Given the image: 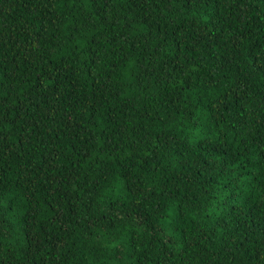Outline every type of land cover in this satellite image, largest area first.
<instances>
[{"label": "trees", "instance_id": "obj_1", "mask_svg": "<svg viewBox=\"0 0 264 264\" xmlns=\"http://www.w3.org/2000/svg\"><path fill=\"white\" fill-rule=\"evenodd\" d=\"M0 264H264V0H0Z\"/></svg>", "mask_w": 264, "mask_h": 264}]
</instances>
